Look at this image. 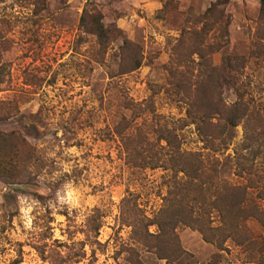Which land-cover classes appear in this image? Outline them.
<instances>
[{
	"label": "rangeland",
	"instance_id": "1",
	"mask_svg": "<svg viewBox=\"0 0 264 264\" xmlns=\"http://www.w3.org/2000/svg\"><path fill=\"white\" fill-rule=\"evenodd\" d=\"M263 8L262 0H0V264H130L121 201L152 218L172 172L142 167L128 149L163 147L159 128L175 129L181 150L213 163L220 182L244 183L233 167L242 128L228 130L227 149L213 154L193 126L178 130L185 107L168 69L177 42H198L190 33L203 30L217 49L207 63L243 58L234 83L264 103ZM83 15L110 31L105 51L81 28ZM134 53L140 68L121 74ZM221 99L232 103L233 88ZM246 229L256 240H228L222 251L178 229L185 254L172 264H264V232L255 222ZM137 260L166 264L143 249Z\"/></svg>",
	"mask_w": 264,
	"mask_h": 264
},
{
	"label": "trees",
	"instance_id": "2",
	"mask_svg": "<svg viewBox=\"0 0 264 264\" xmlns=\"http://www.w3.org/2000/svg\"><path fill=\"white\" fill-rule=\"evenodd\" d=\"M262 5L264 7V0ZM80 26L96 37L100 49H107L110 31L98 17L93 16L88 23L83 15ZM190 34L195 35L198 42L185 44L181 38L172 48L174 58L168 69L175 77L171 85L174 95L185 107L178 130L193 126L203 149L213 154L227 149L228 130L241 127L243 137L234 152L233 167L234 175L245 182L239 185L220 182L213 163L208 166L199 153L181 150L180 139L173 128L157 130V141L165 144L158 146L157 151L148 148L145 155L137 153L136 156L135 149L126 147L134 157H140L142 167L150 165L172 172L163 205L152 218L141 215L135 204L126 208L127 199L121 201V222L131 227L133 237V244L126 246V261L130 264H138L142 249L166 264L180 260L185 252L176 231L181 228L197 232L205 243L220 251L228 240L238 243L256 240L247 231V222H255L264 232V103L255 104L245 98L242 87L234 83L243 68V58L225 56L218 66L212 67L205 56L206 51L212 49L205 43L207 34L203 30ZM209 52H217L214 44L213 51ZM194 55L197 62L192 59ZM141 59L139 54H132L128 58V69L121 74L139 69ZM225 86L232 87L235 93L230 104L221 99ZM126 140L128 145L129 139ZM214 218H217L216 225ZM152 226L156 228L155 234L148 232ZM90 227L96 237L101 225L93 221ZM258 238L261 240V236Z\"/></svg>",
	"mask_w": 264,
	"mask_h": 264
}]
</instances>
